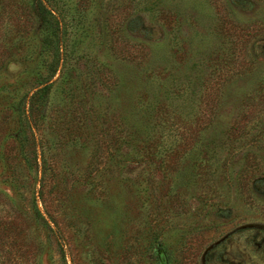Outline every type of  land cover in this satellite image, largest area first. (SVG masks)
<instances>
[{
    "label": "rangeland",
    "instance_id": "obj_1",
    "mask_svg": "<svg viewBox=\"0 0 264 264\" xmlns=\"http://www.w3.org/2000/svg\"><path fill=\"white\" fill-rule=\"evenodd\" d=\"M38 1L0 0V190L42 188L41 264H264V0Z\"/></svg>",
    "mask_w": 264,
    "mask_h": 264
},
{
    "label": "trees",
    "instance_id": "obj_2",
    "mask_svg": "<svg viewBox=\"0 0 264 264\" xmlns=\"http://www.w3.org/2000/svg\"><path fill=\"white\" fill-rule=\"evenodd\" d=\"M33 2L44 8L41 1L33 0ZM36 89L24 99V101L27 99L28 102L23 103L24 113H22L21 128L17 135L22 153L24 154L28 148L30 149V152H26L25 157L27 166L32 172H38L41 167L44 169L46 165L45 158L43 159L45 164L40 167L38 165V144L36 142L41 120L38 112L46 110L43 99L48 97L50 85H43ZM44 114L46 115L45 112ZM12 174L10 191L0 190V264H41L39 256L43 253V248H41L40 242L32 239L31 228L44 227L49 235L56 238L58 243L62 242L64 238L62 233L55 231L51 224L56 222L48 220L39 208L40 199L43 198L42 188L39 190L34 188L32 195L25 198L26 194H30V180L22 178L15 170H12ZM42 181L39 182L42 184ZM18 195L20 198H25L24 201L26 200L28 209L14 199ZM55 226L57 225L55 224ZM166 259L167 264H171L170 259ZM156 263L161 264L158 260Z\"/></svg>",
    "mask_w": 264,
    "mask_h": 264
}]
</instances>
